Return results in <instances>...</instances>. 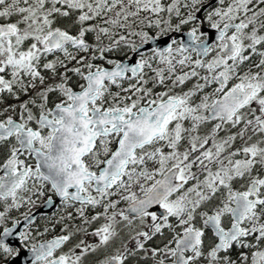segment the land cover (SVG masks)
I'll return each mask as SVG.
<instances>
[{
  "label": "snow or ice",
  "instance_id": "6c2138e0",
  "mask_svg": "<svg viewBox=\"0 0 264 264\" xmlns=\"http://www.w3.org/2000/svg\"><path fill=\"white\" fill-rule=\"evenodd\" d=\"M90 256L264 264V0H0V264Z\"/></svg>",
  "mask_w": 264,
  "mask_h": 264
},
{
  "label": "water",
  "instance_id": "95a60500",
  "mask_svg": "<svg viewBox=\"0 0 264 264\" xmlns=\"http://www.w3.org/2000/svg\"><path fill=\"white\" fill-rule=\"evenodd\" d=\"M54 211V209H43V214H51Z\"/></svg>",
  "mask_w": 264,
  "mask_h": 264
},
{
  "label": "trees",
  "instance_id": "16d2710c",
  "mask_svg": "<svg viewBox=\"0 0 264 264\" xmlns=\"http://www.w3.org/2000/svg\"><path fill=\"white\" fill-rule=\"evenodd\" d=\"M89 261L95 262V257L94 256H90L89 257ZM94 264V263H93Z\"/></svg>",
  "mask_w": 264,
  "mask_h": 264
},
{
  "label": "flooded vegetation",
  "instance_id": "af4514ba",
  "mask_svg": "<svg viewBox=\"0 0 264 264\" xmlns=\"http://www.w3.org/2000/svg\"><path fill=\"white\" fill-rule=\"evenodd\" d=\"M13 215H18V213H13ZM48 215H50V214H48ZM90 262V264H93L94 262H92V261H89Z\"/></svg>",
  "mask_w": 264,
  "mask_h": 264
}]
</instances>
